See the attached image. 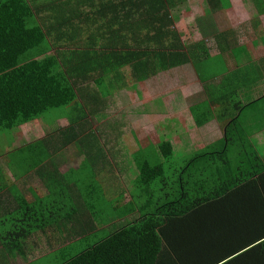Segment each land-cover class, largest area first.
<instances>
[{"label": "trees", "instance_id": "trees-1", "mask_svg": "<svg viewBox=\"0 0 264 264\" xmlns=\"http://www.w3.org/2000/svg\"><path fill=\"white\" fill-rule=\"evenodd\" d=\"M187 1L0 0V133L56 112L53 121L70 118V126L56 129L62 136L56 145L43 138L8 150L5 165L15 173L31 171L49 151L69 145L68 132H82L71 119L74 109L84 110L76 91L82 76L108 97L129 87L117 83L126 75L113 76L125 68L147 82L198 60L195 46H185L175 27L173 10ZM208 2L230 6L229 0ZM195 114L200 127L211 121ZM231 122L228 141L201 157H182L171 141H160L144 162L136 156L139 172L129 187L108 157L88 153L96 179L83 190L82 206L68 201L73 207H65L62 194L51 205L34 202L15 186L7 195L14 198L13 211L0 216L2 248L23 254L33 234L54 225L67 232L68 243L55 250L56 234L44 233L54 250L47 255L63 254L62 264H159L169 258L178 264H264V159L242 125ZM86 143L79 148L98 149L94 138ZM84 207L89 214L81 220ZM134 214L91 243L105 224L112 225V215L119 220Z\"/></svg>", "mask_w": 264, "mask_h": 264}, {"label": "crops", "instance_id": "crops-1", "mask_svg": "<svg viewBox=\"0 0 264 264\" xmlns=\"http://www.w3.org/2000/svg\"><path fill=\"white\" fill-rule=\"evenodd\" d=\"M195 1L188 0L181 6L191 5ZM204 1L208 5L202 7L199 2L192 6L194 15L187 22L186 28L178 26L177 20L175 24L184 45L195 46L198 60L168 71H161L154 76L160 78L162 83L163 80L175 77L179 94L171 108L176 111L181 110L172 116H164L168 120L162 124V129H150L149 121L154 119L150 114L147 115V119L132 114L128 119L123 117L112 122L107 114L108 100L113 99L116 104V96L126 95L124 93L126 91L129 96L126 103L129 105L124 111L130 112L128 108L132 107V103L136 100L133 93L136 95L142 89L149 97L151 86H148V83L152 84V80L135 81L132 73H127L131 68H125L124 73H116L113 76L126 75V79H119L117 83H128L129 87L113 96L102 97L101 87L97 86L90 76H82L83 78L77 83L76 91L81 95V106L84 110L74 109L71 113V119L79 124L82 132H77L75 135L68 132L66 137L70 140L69 145L62 150L49 151L46 155L47 159L31 171L16 169L15 173L14 169L9 168L4 162L1 170L4 169L9 180H13L14 177L15 181L7 183L4 177V187H1L5 195H1L0 198V216L6 217L12 213L14 198H7V195L9 196L10 190L15 186L34 202L42 199L41 203L51 205L52 197L62 194L65 196L66 203L63 204L65 207H73L72 204H67L68 201L82 206L83 190L89 188L92 183L89 181L96 179L94 169H91L89 161L85 160L90 152L92 155L97 153L108 157L117 172L122 175L123 182L129 187L139 172L136 156L144 162L149 159L152 152L158 150L160 141H171L175 152L182 157L193 158L199 155L201 157L206 152L213 151L217 145L222 147L223 142L228 141L226 134L229 126L232 125V120L242 125L246 135L255 148L261 151L260 154L264 159V5L258 7L254 4L252 8L250 0H237V3L229 0V7H212L208 0ZM190 38L191 40H188ZM101 74L92 75L96 78ZM239 102L241 108H235ZM197 111L201 120L210 116L211 121L200 127L195 118ZM173 116H177L176 119ZM69 120L70 118H61L50 125L45 118H42L25 123L18 130L16 129V134L10 139L8 148L4 149V157L9 158L8 150L22 148L28 143L43 138L56 145V142L62 139L57 130L70 126ZM35 122L36 124L46 122L45 130L49 132L43 135L35 130L27 131ZM63 123L68 125L64 126ZM126 124L133 126V137L123 134L121 127ZM112 125L115 126L114 131L110 130ZM93 138L95 148L98 149L87 151L79 148L80 143L86 148V142L92 141ZM50 148L52 149V145ZM87 213L89 214L86 207L81 208V220ZM130 216L136 215L121 217L119 220L114 219L112 215V225L105 224V228L114 229L115 225L127 222ZM50 226L44 233L51 232L50 229L54 225ZM61 232L67 236L66 231ZM44 233L39 231L33 234V239L36 241L29 243L28 246L25 245L23 254L9 253L0 244V264H32L43 253L42 250L52 251L50 241H45L46 247H44L38 240L45 236ZM159 264L178 263L169 258L161 259Z\"/></svg>", "mask_w": 264, "mask_h": 264}, {"label": "rangeland", "instance_id": "rangeland-1", "mask_svg": "<svg viewBox=\"0 0 264 264\" xmlns=\"http://www.w3.org/2000/svg\"><path fill=\"white\" fill-rule=\"evenodd\" d=\"M234 1L237 3V0H234ZM199 2H201L202 7H204L205 5H208L204 0H196L195 2H192L191 5H188V4L185 6L180 5L178 8L173 10L174 16L178 18L176 19L178 21L177 22L178 26L180 25L181 28L184 26H185L184 28H186L188 26L187 22L190 21L194 15L192 6L195 4H199ZM249 2L252 3L251 7L253 8L254 2L252 0H250ZM187 7H190V8H187ZM186 30L190 32L192 31L191 29H185V31ZM188 40H191V38ZM127 73H132V69ZM169 77H173V75H169ZM174 78L175 77H173V79H168L166 81L163 80V83L160 81V78L158 77L151 78L150 80H152V84H150V82L148 83V86H151V93L149 97L146 96L143 90L139 88L140 90L138 93H136V95L135 93H133L134 96H136V100L132 103V107L128 108L131 110L130 112L124 111L125 108L129 105L126 103V99L129 97L126 91L124 92L126 93V95L116 96V104H114L113 99H109L108 100L109 110H107V114L109 115V118L112 119V122H113L114 119H121L123 117H126V119H128L130 115L134 114L141 118L147 119V115L150 114L154 116L153 120L151 121L148 120L150 122L149 123V126L151 127L150 129H162L163 128L162 124L166 120H168V118H165L164 116H172L181 110L180 109L176 111V109L171 108L175 104L176 98L179 94L177 93L178 84ZM134 80L136 81L135 78ZM159 83H162V84L160 85ZM140 96H142V99H140ZM56 115H57V112L52 115H47V117H45L46 122L50 123L53 120H55ZM176 117L177 116H173L174 119H176ZM110 119L108 121V125L110 123ZM46 122H43V123L41 122L40 124H36L37 122H35L34 124L32 123L31 128L28 129L27 131L32 130L33 132V130H35L45 135L46 132H49V130H45L47 127ZM63 125L66 126L68 125V123H63ZM133 129H134L133 126L129 124H126L124 127H121L123 134L131 136V137H133V131H134ZM110 130L114 131L115 126L112 125ZM15 134H16V129L12 131H8V132L5 131L3 133H0V164L2 163V165H0V185L3 187H4V177L8 181L7 183H10V182L13 183L15 181L14 177H12L13 180H9L4 173V169L1 170V168L4 167V161H5L3 151L4 149L8 148L10 139H12ZM121 225L122 224L117 225L111 231L113 232L116 231L117 229H119ZM50 231L51 233L55 232L56 238L58 241L56 243L55 250H58L61 247H64L68 243V239H66V236H64V233H61V231L54 228V226L52 227V229H50ZM111 231L110 229H103L102 231H99L98 233H96V236L91 239V243H95L97 241L103 240L104 238L109 236V233H111ZM32 239H33V236L27 241V243H31ZM59 239L61 240L60 242H59ZM38 240L42 241V245L46 247L44 243L45 241H48L49 239H47L45 236H42V238L40 237V239ZM33 249L35 250V248ZM42 252L43 253L39 255V258L36 259L32 264H62L65 261L64 259L65 256L61 253H58L57 255L50 257V254L47 255V253H51L52 251L42 250ZM0 259H1V255H0Z\"/></svg>", "mask_w": 264, "mask_h": 264}]
</instances>
